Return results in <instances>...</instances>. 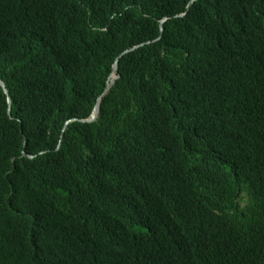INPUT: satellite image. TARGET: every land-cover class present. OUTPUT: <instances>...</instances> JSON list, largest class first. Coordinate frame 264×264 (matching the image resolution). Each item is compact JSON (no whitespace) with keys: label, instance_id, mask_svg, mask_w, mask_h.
Masks as SVG:
<instances>
[{"label":"trees","instance_id":"trees-1","mask_svg":"<svg viewBox=\"0 0 264 264\" xmlns=\"http://www.w3.org/2000/svg\"><path fill=\"white\" fill-rule=\"evenodd\" d=\"M190 1L0 0V264H264V0Z\"/></svg>","mask_w":264,"mask_h":264},{"label":"water","instance_id":"water-1","mask_svg":"<svg viewBox=\"0 0 264 264\" xmlns=\"http://www.w3.org/2000/svg\"><path fill=\"white\" fill-rule=\"evenodd\" d=\"M193 1L194 0H191L189 2L188 6H187V10L190 7V5L193 3ZM183 14H180V15H183ZM165 19H167V18H164L161 22H163ZM162 30H163V28L161 26V33H162ZM141 45H143V44H139V45H136V46H134V47H132L130 49H126L124 52H122L120 54L119 57L123 56L125 53H128V52H130L132 50L137 49ZM119 57L116 59L115 63L113 64L112 73L110 75L109 82H108L104 92L98 97V100H97L96 106H95V108H94V110L92 112V115L89 118L80 119L82 122L90 123V122L96 120V118L100 115V112H101V99L110 90V88L112 87V85L115 82V79L118 77L117 70H118V59H119ZM0 84L3 87V89H4V92L8 95V102H9V105H10L11 104V98H10V95H9V91H8V88L6 87L5 82L1 78H0Z\"/></svg>","mask_w":264,"mask_h":264}]
</instances>
